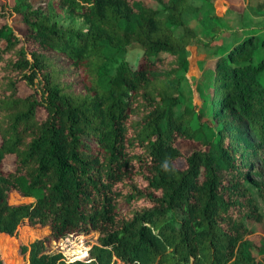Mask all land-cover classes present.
<instances>
[{
  "label": "trees",
  "instance_id": "16d2710c",
  "mask_svg": "<svg viewBox=\"0 0 264 264\" xmlns=\"http://www.w3.org/2000/svg\"><path fill=\"white\" fill-rule=\"evenodd\" d=\"M200 8L0 4V264H20L21 229L43 227L21 249L27 264H264V237L245 221L263 219L264 181L250 182L264 177V38L236 32L201 75L199 105L178 109L189 48L203 44L190 22ZM131 46L142 49L137 68ZM12 191L33 200L11 203ZM89 230L85 259L46 251Z\"/></svg>",
  "mask_w": 264,
  "mask_h": 264
},
{
  "label": "rangeland",
  "instance_id": "374dc122",
  "mask_svg": "<svg viewBox=\"0 0 264 264\" xmlns=\"http://www.w3.org/2000/svg\"><path fill=\"white\" fill-rule=\"evenodd\" d=\"M39 2L40 0H34ZM150 2L151 0H145ZM195 5L200 6L197 17H191L190 22L195 26L196 30L202 37L203 44L198 46H191L189 48V67L183 71V80L180 87L181 103L177 106L178 109H183L186 105H199V91L197 84L205 69L212 65L214 58L217 56L219 50L225 45H229L236 35V32L243 33L248 30H255L259 37L264 38V7L259 4L260 0H191ZM16 0H0V4H5L10 8ZM215 15V16H214ZM8 23L22 34L25 29L20 20V16L16 13L10 15L7 19ZM3 22L0 18V24ZM219 26V31L215 32L213 26ZM214 36H212V34ZM142 49L138 46H131L127 49L126 58L130 65L134 68L139 67ZM23 92H27L28 88L23 86ZM38 114L43 116L45 111L43 108L38 109ZM191 148V146H190ZM5 166L11 168V156L6 157ZM264 181V177L250 182L253 191H256L258 183ZM256 195V194H255ZM33 200L32 197H24L19 195L16 191L9 194V202L21 203ZM260 211L263 214V219L256 221L254 219H245L247 225L253 229V239L259 242L260 237H264V204L260 197H258ZM29 226L26 222L20 224ZM33 227V226H32ZM40 227V226H38ZM41 228V227H40ZM46 230L28 231L25 228L21 229L20 236L23 244L13 247L12 253L20 259V264H27L28 252H22L23 246H29L36 238L43 237L49 234L50 229ZM16 232V231H15ZM14 232V234H15ZM14 234L12 236H14ZM97 232L89 230L88 232H80L70 234L58 240H51L45 246L47 252H61L66 261L74 259H85L79 257V252L82 248L88 247L96 242ZM1 253V250H0ZM2 256V255H1ZM4 264H7L5 257H3ZM114 264H131L123 261H116Z\"/></svg>",
  "mask_w": 264,
  "mask_h": 264
}]
</instances>
